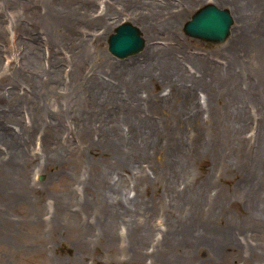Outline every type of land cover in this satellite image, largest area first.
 <instances>
[{"label":"rangeland","instance_id":"1","mask_svg":"<svg viewBox=\"0 0 264 264\" xmlns=\"http://www.w3.org/2000/svg\"><path fill=\"white\" fill-rule=\"evenodd\" d=\"M208 2L234 8L227 0L197 1L176 31L183 50L198 56L205 72L195 75L191 71L194 75L190 76L186 72L179 76L180 82L173 90L166 89L158 73L152 78L145 75L144 84L137 90L141 93L139 106L127 104L136 112L131 132L106 129L105 135L97 136L96 132L88 135L78 131L71 134L68 143L60 135L59 148L53 152L52 127L48 126L47 132L43 125H32L26 103L17 109L20 120L14 123L10 119L7 126L11 134L22 123L30 127L25 135L28 154L14 165L23 172L26 184L23 188L15 186L14 197H0V264H264V128L259 126L262 101L245 80L235 88L226 73L228 69L214 74L208 70L206 60H214L228 38L212 43L184 32L186 21ZM39 3L27 0L25 8L35 12ZM132 4L130 8L136 6ZM105 5L97 2L92 8L99 13ZM127 5H120L125 10L117 14L109 7L106 22L81 29L84 39L98 33L96 40H88L99 51V59L93 57V63L112 60L121 64L147 47L123 58L109 50L108 39L115 27L125 19L134 21ZM21 11L22 7L17 12L8 9L0 23V85L5 97L11 95L6 91L10 83L22 78V65L25 74L34 73L29 63L36 45L34 16L27 13L28 21L19 20ZM164 34L157 38L160 44H168ZM40 52L44 56L41 65L59 71L60 80L54 83L57 90L66 94L64 91H69L72 84H79L81 75L77 71L74 79L76 65L66 49L55 47L51 51L48 42L43 41ZM56 56L62 62L54 66ZM192 63L185 61L188 67ZM91 72V65L87 66L84 86L95 83ZM123 80L121 85L125 87ZM26 83L31 85L28 80ZM12 90V95L30 96L31 88L19 81ZM193 99L197 106L191 103ZM55 107L52 105V109ZM3 109L1 105L0 120L5 116ZM66 125L76 124L72 121ZM92 137L98 142L92 143ZM12 145L2 141L0 150L5 154L6 147ZM109 164L114 167L112 183L117 182L116 189L124 192L122 196L135 198L129 202V210L124 204L109 203V210L103 211L100 220L91 210L99 208L101 199L97 197V185L90 179L94 170ZM86 180L88 191L84 189ZM18 182L17 178L8 185ZM201 215L207 227L211 226L208 231L212 235L205 232L202 221L198 222ZM104 224L111 226L112 234L105 232ZM198 228L204 233L198 234Z\"/></svg>","mask_w":264,"mask_h":264},{"label":"bare ground","instance_id":"2","mask_svg":"<svg viewBox=\"0 0 264 264\" xmlns=\"http://www.w3.org/2000/svg\"><path fill=\"white\" fill-rule=\"evenodd\" d=\"M197 1L203 2L204 0H48L47 3L40 0L38 9L36 8L35 12H32L25 8V6L28 8L27 0H0V23L8 9L17 12L19 7H22V11L17 15V18L28 21L26 14L30 13L31 15L33 13L34 17L32 18L35 22L33 26L36 29V45L33 44V59L29 62L33 65L34 73L28 76L29 71L25 74V66L22 65L20 67V71L23 73L22 78L12 81L6 89L7 92H11L10 97L7 95L8 98L4 96L3 87L0 85V103H3L0 104V107L3 105L4 109L2 111L5 112V116L0 120V143L5 141L9 145L13 144L10 148L6 147L5 154L4 150H0V190L2 191L3 187L5 188V192L2 191L0 197H14L16 195L15 186L23 188L26 184V177L23 172L14 165L18 164L28 154L25 151V145L27 144L25 135L29 132L30 127L22 123L20 129L11 134L9 132L10 128L7 126L10 119L14 123L20 120L17 116V109L19 107L23 108V103H26V106L31 110L32 125H43L47 132V127H52L50 132L55 133V146L52 150L56 152L59 148L58 136L60 135L64 136L65 143H68L71 140V134L78 131L88 135L96 132L97 136L105 135L106 129H111L113 133L124 134L126 129L131 132L136 112L134 108L130 110L128 105L136 103L139 106L137 99L140 100L141 96L138 95H141V93H137V90L139 85L144 84L145 75L152 78L158 73L162 77L166 89L173 90L180 82L179 76L183 77L186 72H189L187 73L189 76L196 75L198 71L204 73L203 61L201 62L198 56H191L186 50H183V42L176 32L179 30L182 20H186V14L191 11L190 9ZM227 1L232 2L234 5L232 10L228 8L234 19L231 31L222 49L216 52V58L211 59L212 61L206 60V63L209 64L207 68L211 74H214V71L224 70L223 68L228 69L225 71L233 79L235 88L237 85L241 87V82L245 80L251 90H257L263 107L260 110L259 126L264 128V0ZM97 2H105V9H107L97 13L98 11L92 8V5ZM132 2L136 6L130 8L133 5ZM126 3H128L126 8H130L131 18L136 23L132 22L140 28L147 47L137 57L121 64L112 60L93 63V57L99 59V56L96 55L99 51L92 48L88 40H91V42L94 39L96 40L98 33H91L93 36L84 39L81 29H92L96 23L106 22L109 7L113 9L111 13L117 14L125 10L124 7L120 9L119 6ZM137 9L139 10L137 11ZM244 12H246V15ZM137 22H139V25ZM84 32H88V30H84ZM160 33H165L163 36L168 44L159 43L157 38ZM0 39H2L1 30ZM43 41L48 42L51 51L55 50V47H58L59 50L66 49L77 67V69L76 67L74 69V79L78 77L77 71L81 75L78 85L72 84L69 91L63 90L66 94L57 90V86L54 84L60 80L58 69H46L41 65L44 56L40 52V46ZM94 50H96V53ZM181 52L184 55H181ZM185 61L193 63L188 67ZM61 62L62 58L56 56L54 66L60 65ZM90 65L92 70L91 79L95 83L88 87L83 85V78L84 70ZM27 68L30 70V67ZM192 68L194 69L191 70ZM191 71L194 74L190 73ZM35 77L36 79H34ZM123 79H126L125 87L121 85L124 83ZM27 80L32 86L26 83ZM210 80L211 84L209 86L212 89L214 86L212 84L213 77ZM19 81L24 82L31 88L30 96L27 93L23 96L19 93L12 95L14 93L12 89ZM221 84L222 81L219 85ZM131 90L133 93L130 92ZM236 96L237 94H234V97ZM191 103L195 106L198 105L194 99ZM54 104L56 107L52 109ZM235 104L233 103V105ZM76 108H83V110L79 111ZM83 112L85 113L84 116ZM25 115L22 109V119ZM2 116L3 114L0 115V118ZM255 116H258V114H255ZM72 121L76 124L75 127L66 125V122L71 123ZM15 141H17L16 145H14ZM91 141L95 143L98 142V139L92 137ZM110 142L107 141V143ZM89 148H92V146ZM128 154L132 156V153L129 152ZM109 167L110 164L104 165L99 170H94L98 173H93L90 179V183L97 185V197L101 199V203L97 204L100 205L99 208L94 206L91 210L96 213V217L100 220L103 211L109 210L107 207L109 203L124 204L125 210H129L132 209L129 202H132L135 198V196L130 197L129 195L122 196L124 192L116 189L117 182L112 183L115 173L114 167ZM117 167L119 166L117 165ZM11 171L16 174L19 182L10 187L9 185L14 184L17 180ZM82 182L83 180H79V183ZM86 184L87 180L84 189L88 191L89 188ZM2 209L3 207L0 205V210ZM202 216L198 222L202 221V226L206 225L205 232H210L212 235V231H208L211 226L207 227V223L202 220ZM104 230L106 233L110 234L111 232L112 234L109 224L106 226L104 224ZM201 230L198 228V234L204 233ZM212 237L216 238L215 234Z\"/></svg>","mask_w":264,"mask_h":264},{"label":"water","instance_id":"3","mask_svg":"<svg viewBox=\"0 0 264 264\" xmlns=\"http://www.w3.org/2000/svg\"><path fill=\"white\" fill-rule=\"evenodd\" d=\"M233 17L226 8L209 3L201 7L185 24L186 33L219 42L230 33ZM110 50L119 57L138 52L144 46V39L139 29L130 22H124L116 28L109 39Z\"/></svg>","mask_w":264,"mask_h":264}]
</instances>
